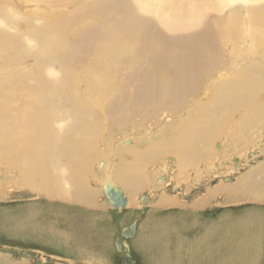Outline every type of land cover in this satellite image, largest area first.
<instances>
[{
    "label": "rangeland",
    "instance_id": "1",
    "mask_svg": "<svg viewBox=\"0 0 264 264\" xmlns=\"http://www.w3.org/2000/svg\"><path fill=\"white\" fill-rule=\"evenodd\" d=\"M9 1L21 14L26 12L28 17L31 14L32 21H35L37 25H40L39 22L47 21L52 25L55 20L61 22L65 19L63 23L67 22L65 24L68 28L73 26L69 29V33L58 32L57 37L60 38L58 44L54 42L55 32L44 27L47 31H43V37L49 41L53 40L54 44L50 46V42L46 44L43 41L40 49L51 51L55 45L62 44L57 50L59 60L54 59V65L59 66L62 57L64 59L62 63L66 65L70 73H74L73 77H76V81L82 79L81 82H84L80 74L89 62V55L85 53H88L92 47H88V50L75 48L78 37L83 36L86 39L88 35L86 33L88 25L82 18L79 21L76 20L75 15L81 11L77 9L78 6L75 7L69 0H49V4L43 0H34L33 3L28 4L24 0ZM58 1L60 3H57ZM123 1L133 3L134 0ZM212 1L174 0L173 3L179 8L186 4L198 6L200 4L206 12L205 15L208 14L206 19L202 18L203 26L213 22L214 28L217 14L210 11ZM95 2L96 0L85 2L82 8L84 12L81 13L88 12L89 7ZM153 8L161 12H154L155 16L149 21L165 38L181 37L192 32V30L184 31V27L193 24L195 17L188 19L186 23L175 22L177 23L174 25L175 29L182 31L170 34L165 25L167 18L163 11L166 10L157 5H153ZM74 17L77 21L76 25H73ZM36 18L39 22L34 20ZM68 18L70 21H66ZM241 18L243 19L238 15L233 18L237 21L236 26L240 24L242 27L241 24H244L246 27V21ZM17 28L24 30L22 25L20 27L18 25ZM151 39L153 38L150 37L149 41ZM90 43L91 41L86 42L89 46L92 44ZM162 44L165 48L161 47L160 53L175 55L176 51L172 49V45ZM214 44L220 47V44L215 41ZM244 45L247 49L246 40ZM237 47L236 51L241 52L243 46L240 44ZM186 49L183 51L185 54L191 53L190 49ZM223 51V55L219 57L221 61L216 63L220 64L221 70L217 69L210 75V80H206L205 92L201 90L198 95L194 94L185 99L184 108L175 101H169L159 108L153 103V106L150 104L148 107L147 105L136 106L134 98L137 81L129 79L128 73L123 69L115 76L117 78L113 81L112 87L115 89L114 93L109 94L108 102L103 101V105L99 106H102L101 116L105 117L100 118V108L97 115L99 129L103 130L97 147L102 151L92 162L90 171L85 176L86 188L79 192L92 193L93 196L89 198V202L93 206L86 202L80 204L63 202L60 199H53L38 188L30 189V179L22 174L23 172L21 173L20 161L18 163L19 157L27 149L23 140L28 137L17 134L11 121L9 124L6 122L9 120L4 118V121L0 123V264H42L47 257L52 264H124L125 259L131 260L132 264H264V202L257 200L260 195L263 199L264 191L261 193L256 191L264 186L262 185L264 182V134L258 135V129L253 128L254 126L248 129L249 131L239 129L235 121L240 120L242 112L238 111L239 113L236 112L237 114L235 113L236 115L232 117V122L230 121L231 123L225 128H230L229 132L216 137L217 139L214 138L211 145L212 153L206 155L203 161L181 167L176 161L178 160L176 155L165 154L155 163L152 162L145 172V181L150 184L134 195V201H130V195L115 180L121 162L130 163L133 160L131 154L127 150L126 154L122 149L139 148L141 150L153 142L169 141V137L176 135L177 124L184 123L188 117H192L191 112H194V116L202 111L200 109L203 104L211 101L215 94L214 86L219 85L223 80L233 79L234 71L249 60L245 54H236L231 46L228 48L224 45ZM228 52L231 53V59ZM2 53L5 54V52ZM23 53V57H16L18 63L12 68H7L6 64L3 65L5 60H0V80L6 75L19 78L17 79L18 87L16 85L14 90L3 91L2 83H0V109L5 113L7 108L5 110L6 104L3 103H9V100H12L11 109H8L17 115L15 122L21 125L30 121V112L34 103L36 104V95H43L41 89H35L37 88L34 85L35 79L39 78L42 84L45 82L51 84L48 77L44 75L45 56L43 55L44 58L41 59L39 52L28 57L25 52ZM55 54L54 49L53 58ZM211 59H215V55H210ZM114 66L122 68L118 62ZM155 77L158 78L157 75ZM78 81L77 84L80 83ZM85 88L79 85L76 92L81 97H86L89 91ZM112 108L115 109L114 112ZM105 109H108L109 113ZM17 135L20 136L17 137ZM238 138L245 141L244 144L247 141L243 151H238L239 145H236ZM8 146L12 149L9 150ZM251 173H254L251 181L256 183L252 194L246 192L233 198L231 196H234L235 191H231L232 194H230L223 193L221 190L225 186L229 188V185H235ZM104 182H110L112 184L110 187L124 192L129 199L125 208L109 206L102 192ZM212 192L217 193L213 198L210 195ZM143 194H149L151 197L147 205L139 202V196ZM187 196H191L190 199H187ZM82 197L84 196H80L79 199ZM161 198L173 200L175 204L158 209L157 203L161 201ZM199 201L202 204L200 207L197 206ZM239 216L246 220L244 227L239 225ZM132 224L135 225L134 235L129 238L123 237L121 232ZM240 238L243 243L239 240ZM116 241L120 244L118 250Z\"/></svg>",
    "mask_w": 264,
    "mask_h": 264
},
{
    "label": "bare ground",
    "instance_id": "2",
    "mask_svg": "<svg viewBox=\"0 0 264 264\" xmlns=\"http://www.w3.org/2000/svg\"><path fill=\"white\" fill-rule=\"evenodd\" d=\"M24 1L28 4L33 3L34 0ZM43 1L48 2L49 0ZM69 1H72L75 7L78 6V10H81L79 14L75 15L77 19L74 17L73 25H76L81 18L88 25L86 39L83 36L78 37V44L74 47L77 50H83V48L88 50V47H92L88 53H85L89 55V62L80 74L85 83L81 82L82 79L79 77L81 79V81L77 80L80 82L79 84H77L76 77H73L74 73H70V70L62 63L64 61L62 57L63 61H59V66L54 65V59L59 60L57 50L62 44L53 47L56 52L54 58L52 55L54 49L51 51L40 49L43 41L46 44L50 42V46L54 44L53 40L49 41L43 37V31L55 32L54 42L58 44L60 39L57 37L58 32L69 33V29L73 26L68 28L65 24L67 22L63 23L65 19L61 22L55 20L52 24L54 26H52L50 22L41 23L36 18L34 20L40 23L37 25L35 21H32L31 14L29 17L26 12L21 14L9 0H0V60H5L3 65L6 64L7 68L15 67L18 63L16 57H23V52L27 57L39 52L41 59L44 58L43 55L45 56L46 71L44 75L51 83L42 84L43 82L39 78H36L35 82L33 80L34 85L37 86L35 89H41L43 95H36V104L32 105L30 121L27 124L22 123L21 125L15 122L17 115L8 109L12 106V100H9V103H3L6 104L5 110L7 108L5 113L0 109V123L6 118L9 120L6 122L11 121L17 134L28 137L23 140L27 149L19 157L18 163L20 161L21 173L23 172L22 174L30 179V189L38 188L45 191L48 196H52L53 199H60L63 202L78 204L86 202L93 206L89 202V198L93 196L92 193L79 192L86 188L85 176L90 171L92 162L102 151L97 147V142L103 131L99 129L97 115L100 108V118L105 117L101 116L103 114L102 106H99L108 102L110 95L114 93L115 89L112 87L113 81L117 78L115 76L120 74L123 69L128 73L129 79L137 81L134 98L136 106L145 107L147 105L146 107H148L153 103L159 108L169 101H175L184 108L185 99L187 100L194 94L198 95L201 90L205 92L206 80H210V75L220 69V64L216 63L221 61L219 57L221 58L223 55L224 45L228 48L231 46L233 50L235 49L236 54H245L247 59L249 58L247 63L234 71L233 79L223 80L219 85L214 86L215 94L211 101L203 104V109H200L202 111L197 112L194 116V112H191L192 117H188L184 123L177 124L176 135L167 137L169 141L153 142L141 150L139 148L122 149L125 152L127 150L133 160L130 163L121 162L115 178L116 183L120 184L130 195V201H134V195L150 184L145 181V172L152 162L155 163L165 154L176 155L178 159L176 161L181 167L199 162L206 155L212 153L211 145L214 138L231 130L225 128L232 122V117L238 111L242 112L240 120L235 121L239 129L248 130L254 126L253 128L258 129V135L264 134V0H213L210 11L217 14L214 21L215 29L212 27L213 22H206L208 26H203L202 18L206 19L208 14L205 15L206 12L200 4L201 9L197 4H186L179 8L177 4L175 6L173 3L174 0H134L133 3L123 0H96L94 5L91 3L93 6L89 7L90 10L82 14L81 12H84L82 11L83 4L88 0ZM252 1L254 2L251 3ZM153 5L166 10L163 11L167 18L165 25L170 34L182 31L175 29L174 25L177 24L175 22L184 21L186 23L188 19L195 17L193 24L184 27V31L192 30V32L181 35V37L171 35L173 38H165L149 21L155 16L154 12H161L159 9H157L158 11L154 9ZM237 15L243 17L246 27L244 24H241L242 27L240 24L236 26L237 21L233 18H236ZM162 16L164 17V15ZM69 18L66 21H70ZM243 19L241 18V20ZM18 25L19 27L24 26V30H19ZM150 37L153 39L149 41ZM215 37L216 39H214ZM245 40L248 44L247 49L244 45ZM60 41L63 43L62 39ZM88 41L92 43L90 46L86 44ZM214 41L219 43L220 47H217ZM162 43L168 46L172 45V49L176 51V53L173 52L175 55L160 53L161 47H164ZM240 44L243 46L241 52L244 53L236 51V47ZM239 47L237 48L240 49ZM186 48L190 49L191 53L185 54L183 51ZM210 55H215V59L210 60ZM115 60L116 62H114ZM117 62L121 64V69L115 68L114 65H117ZM86 66H88L87 69ZM17 79L19 80L13 75L4 76L0 80L2 90H14L16 85L18 87ZM83 83L86 85L83 86ZM79 85L82 88L86 87L85 89L89 91L86 97H81L76 92ZM112 110L115 111L114 108ZM106 111L109 113L108 109ZM240 132L242 131L240 130ZM244 142L237 139L238 151L245 149L247 141L246 144ZM11 149L12 147H9V150ZM253 175L254 173H251L235 185H229V188L225 186L221 190L223 193L230 194H232L231 191H235L234 196L230 195L233 198L246 192L252 194L255 191L254 184H256L251 181ZM248 181L249 183H247ZM110 186H112L110 182H104L102 192L106 187L111 188ZM256 191L261 193L264 191V186ZM121 192L124 195V192ZM216 194L212 192L210 195L213 198ZM80 196L84 197L79 199ZM148 196L150 197V195ZM124 197L126 198L125 195ZM142 197L143 195L139 196V202ZM260 197L262 196H258L257 200L263 203L264 197L263 199ZM186 198L190 199V196ZM160 200L156 207L158 209L175 204L173 200L163 198ZM200 203L199 201L198 207L202 205ZM239 240L241 241V238ZM241 245L243 247V244ZM240 249L242 248L240 247ZM240 249L238 250L240 251Z\"/></svg>",
    "mask_w": 264,
    "mask_h": 264
},
{
    "label": "water",
    "instance_id": "3",
    "mask_svg": "<svg viewBox=\"0 0 264 264\" xmlns=\"http://www.w3.org/2000/svg\"><path fill=\"white\" fill-rule=\"evenodd\" d=\"M226 181H229V179H226ZM103 193H104L105 199L109 202L112 208H125L126 207V203L128 200L124 197V195L119 189L115 187H111V188L106 187L104 188ZM148 195L149 194H143V197L140 199L143 205H147L150 202L151 197H149ZM134 228H135V225L133 224L128 226L126 229H124L121 232L122 236L127 237V238L131 237L132 235H134ZM117 246L119 248L118 241H117ZM124 264H132V262L129 259H125Z\"/></svg>",
    "mask_w": 264,
    "mask_h": 264
},
{
    "label": "crops",
    "instance_id": "4",
    "mask_svg": "<svg viewBox=\"0 0 264 264\" xmlns=\"http://www.w3.org/2000/svg\"><path fill=\"white\" fill-rule=\"evenodd\" d=\"M238 219H239V221H238V222H240V223H239V225H240L241 227H243V226H244V224H245L244 222H246V220L242 219V217H241V216H239V218H238ZM246 224H248V223H246ZM240 226H239V227H240ZM135 231H136V229H135ZM242 243H243V242H242ZM116 248H117V250L120 248V244H119V248H118V246H117V241H116ZM240 251H241V250H240Z\"/></svg>",
    "mask_w": 264,
    "mask_h": 264
},
{
    "label": "flooded vegetation",
    "instance_id": "5",
    "mask_svg": "<svg viewBox=\"0 0 264 264\" xmlns=\"http://www.w3.org/2000/svg\"><path fill=\"white\" fill-rule=\"evenodd\" d=\"M44 261L45 262H43L42 264H52V261L49 259V257H47V259H45Z\"/></svg>",
    "mask_w": 264,
    "mask_h": 264
}]
</instances>
